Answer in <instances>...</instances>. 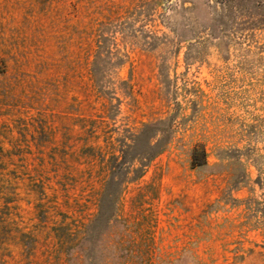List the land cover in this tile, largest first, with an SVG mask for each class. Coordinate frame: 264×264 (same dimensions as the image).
<instances>
[{
  "label": "rangeland",
  "instance_id": "rangeland-1",
  "mask_svg": "<svg viewBox=\"0 0 264 264\" xmlns=\"http://www.w3.org/2000/svg\"><path fill=\"white\" fill-rule=\"evenodd\" d=\"M237 1L0 0V264H264V0Z\"/></svg>",
  "mask_w": 264,
  "mask_h": 264
},
{
  "label": "trees",
  "instance_id": "trees-1",
  "mask_svg": "<svg viewBox=\"0 0 264 264\" xmlns=\"http://www.w3.org/2000/svg\"><path fill=\"white\" fill-rule=\"evenodd\" d=\"M211 1V0H209ZM215 2V6L217 11L220 13L221 19H228L234 17L235 20L242 19L243 16V8L241 5L237 4V0H213ZM264 20V19H263ZM262 22L259 21V23ZM253 27H256L255 24H252ZM262 25V24H259Z\"/></svg>",
  "mask_w": 264,
  "mask_h": 264
}]
</instances>
